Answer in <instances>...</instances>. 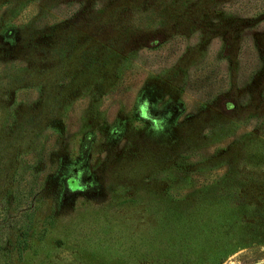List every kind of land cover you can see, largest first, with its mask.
Masks as SVG:
<instances>
[{"label":"rangeland","instance_id":"obj_1","mask_svg":"<svg viewBox=\"0 0 264 264\" xmlns=\"http://www.w3.org/2000/svg\"><path fill=\"white\" fill-rule=\"evenodd\" d=\"M0 264H264V0H0Z\"/></svg>","mask_w":264,"mask_h":264},{"label":"trees","instance_id":"obj_2","mask_svg":"<svg viewBox=\"0 0 264 264\" xmlns=\"http://www.w3.org/2000/svg\"><path fill=\"white\" fill-rule=\"evenodd\" d=\"M6 254H7L6 248L4 247V245L2 243L1 234H0V262L2 261L4 256H6Z\"/></svg>","mask_w":264,"mask_h":264}]
</instances>
